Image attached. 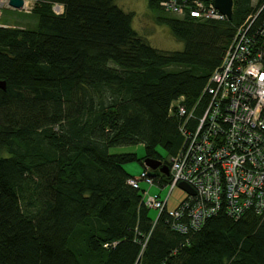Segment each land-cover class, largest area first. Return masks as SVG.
<instances>
[{
	"label": "trees",
	"instance_id": "trees-1",
	"mask_svg": "<svg viewBox=\"0 0 264 264\" xmlns=\"http://www.w3.org/2000/svg\"><path fill=\"white\" fill-rule=\"evenodd\" d=\"M163 1L147 6L180 49L151 46L115 0H33L32 27L0 19V264H264V210L233 218L222 205L182 233L169 208L154 216L143 204V178L128 182L125 163L168 167L185 120L172 104L182 98L197 118L236 28L264 22V0H232L228 19L189 15L193 0H175L177 15ZM135 144L140 157L108 152ZM168 180L155 170L152 184Z\"/></svg>",
	"mask_w": 264,
	"mask_h": 264
},
{
	"label": "built area",
	"instance_id": "built-area-1",
	"mask_svg": "<svg viewBox=\"0 0 264 264\" xmlns=\"http://www.w3.org/2000/svg\"><path fill=\"white\" fill-rule=\"evenodd\" d=\"M192 2L193 8L187 5L191 16L226 17L210 3ZM26 3L23 0L21 9H27ZM160 5L177 15L183 12L175 0ZM6 7L10 8L7 0H0V8ZM50 9L58 15L63 8L53 2ZM249 24L236 28L221 63L211 72L194 104L201 108L199 116L194 118L192 111L185 112L182 98L172 104L185 120L179 127L183 142L168 158L165 197L142 192L143 204L158 214L179 181L193 189V194L185 193L174 208L167 210L174 220L173 228L182 233L200 228L204 219L222 205L224 213L233 218L245 211L261 214L264 210V22L252 34ZM255 36L260 40L254 42ZM203 96L206 103L200 107ZM190 118L196 120L193 131L186 127ZM148 170L141 171L137 179H129V184L137 187L138 178H143L151 185L154 176H149Z\"/></svg>",
	"mask_w": 264,
	"mask_h": 264
},
{
	"label": "rangeland",
	"instance_id": "rangeland-1",
	"mask_svg": "<svg viewBox=\"0 0 264 264\" xmlns=\"http://www.w3.org/2000/svg\"><path fill=\"white\" fill-rule=\"evenodd\" d=\"M27 1V9H15L10 6L9 9L0 8V19L8 20L10 23L19 27H32L35 22V17L31 15L30 10L33 5L32 0ZM258 0H250L252 5H255ZM115 3L121 7L124 11L132 13L131 27L136 33L144 38L151 46L162 50H176L180 49L181 42L175 40L168 31V28L164 24H158L154 20L156 12L150 10L147 6V0H115ZM23 6V4H22ZM168 15L172 13L164 12ZM109 153H121V152H134L140 157L143 153L141 144L135 145H121L112 146L108 148ZM123 168L133 177H137L142 170L140 164L137 161L125 163ZM139 185L143 190L151 194H157L159 198L163 199L168 191V185L159 188L157 185L152 184L148 186L144 182H139ZM185 197V192L175 186L168 195L166 207L174 208L179 201ZM150 213L156 215V210L150 208Z\"/></svg>",
	"mask_w": 264,
	"mask_h": 264
},
{
	"label": "water",
	"instance_id": "water-1",
	"mask_svg": "<svg viewBox=\"0 0 264 264\" xmlns=\"http://www.w3.org/2000/svg\"><path fill=\"white\" fill-rule=\"evenodd\" d=\"M199 1H209V3L216 9L220 14L226 16V18H230L231 10H232V0H199ZM9 6L15 9H21L23 0H7ZM0 88L4 89V83L0 81ZM142 164L144 167H147L148 175L154 176L155 170L163 173L164 175H168V167L163 164L160 160L144 157L142 159ZM179 189L183 190L186 194H193V189L185 182L179 181L176 185Z\"/></svg>",
	"mask_w": 264,
	"mask_h": 264
},
{
	"label": "bare ground",
	"instance_id": "bare-ground-1",
	"mask_svg": "<svg viewBox=\"0 0 264 264\" xmlns=\"http://www.w3.org/2000/svg\"><path fill=\"white\" fill-rule=\"evenodd\" d=\"M179 100V99H178ZM175 102V101H174ZM201 102V101H200ZM203 102V101H202ZM172 113V112H171ZM156 177V176H155Z\"/></svg>",
	"mask_w": 264,
	"mask_h": 264
}]
</instances>
